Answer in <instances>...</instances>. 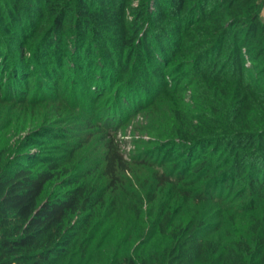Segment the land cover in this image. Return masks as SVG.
I'll return each mask as SVG.
<instances>
[{
  "label": "trees",
  "instance_id": "1",
  "mask_svg": "<svg viewBox=\"0 0 264 264\" xmlns=\"http://www.w3.org/2000/svg\"><path fill=\"white\" fill-rule=\"evenodd\" d=\"M8 1L44 43L73 25L93 91L107 76L144 91L174 63L196 106L173 113L183 175L157 162L163 170L130 183L132 196L117 145L106 144L95 176L61 180L52 195L55 162L0 166V264H264V0ZM4 13L0 3V23ZM26 64L12 63L5 97Z\"/></svg>",
  "mask_w": 264,
  "mask_h": 264
},
{
  "label": "rangeland",
  "instance_id": "2",
  "mask_svg": "<svg viewBox=\"0 0 264 264\" xmlns=\"http://www.w3.org/2000/svg\"><path fill=\"white\" fill-rule=\"evenodd\" d=\"M139 1L131 0V4ZM0 3L5 12V22L0 23L2 170L55 162L61 175L57 173L50 183L47 193L52 195L61 189V180L95 176L96 164L103 159L108 143V147L117 145L133 170L123 175V191L128 195L135 194L130 183H145L150 175L163 170L157 162L183 175L179 170L186 158V140L173 134V113L181 108L190 115L196 106L184 68L172 63L165 70L159 69L147 81L151 87L144 91L134 84L136 78L121 82L109 81L108 76L93 91L91 81L83 77L85 68L79 72L83 58L78 59L74 52L72 24H66L62 34L44 43L29 17L20 23L13 21L8 13L11 2ZM94 49L98 50L92 47L89 59ZM16 60L27 63L22 66L26 75L16 78L15 89L10 91L13 97L9 98L4 96L3 83ZM96 62L98 55L93 57L89 74L97 70ZM94 82L101 83L97 79ZM137 160L149 161L144 167L136 164Z\"/></svg>",
  "mask_w": 264,
  "mask_h": 264
}]
</instances>
